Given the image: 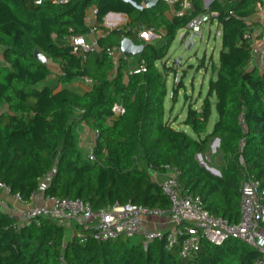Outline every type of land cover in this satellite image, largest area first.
<instances>
[{"label": "trees", "instance_id": "1", "mask_svg": "<svg viewBox=\"0 0 264 264\" xmlns=\"http://www.w3.org/2000/svg\"><path fill=\"white\" fill-rule=\"evenodd\" d=\"M262 1L209 4L208 9L218 13L221 48L213 66L215 79L209 80L200 107H189L183 120L193 138L164 117V74L169 69L162 71L156 63L167 55L177 32L193 16L208 11L203 0H190V12L182 11V0H157L142 9L123 0H0V181L10 187L8 196L19 194L27 200L41 187L45 196L79 197L93 209L131 202L165 210L169 199L150 173L163 174L169 165L179 170V185L200 196L210 213L237 222L244 177L252 175L264 187V69L248 65L255 40L252 18ZM92 7L100 49L82 59L68 37L88 33L85 17ZM109 12L125 15V23L105 27L103 18ZM141 25L152 28L163 43L138 39ZM124 36L145 45L137 55L145 71L129 72L127 57L115 63L107 54L106 48L119 47ZM34 50L59 65L53 85L38 86L51 68ZM82 75L93 80L89 90L78 93L67 87ZM180 86L173 85V101ZM212 99L218 116L205 134ZM116 102L124 113L112 118ZM81 125L98 130L92 160L79 146ZM213 136L219 137L224 158L219 175L196 159ZM67 230L47 217L21 223L0 208V264H259L262 258L260 251L237 238L221 245L202 240L198 250L182 257L178 245L166 247L165 238L144 249L140 240H81Z\"/></svg>", "mask_w": 264, "mask_h": 264}, {"label": "built area", "instance_id": "2", "mask_svg": "<svg viewBox=\"0 0 264 264\" xmlns=\"http://www.w3.org/2000/svg\"><path fill=\"white\" fill-rule=\"evenodd\" d=\"M42 0H35L40 3ZM53 3H64L67 0H50ZM177 1V0H176ZM207 9L212 0H206ZM184 12H190L192 5L190 0H182ZM112 14V15H111ZM103 18V25L107 28H116L125 23L117 13H111ZM216 11L208 9L205 13L193 16L182 30L188 37L201 31L202 24L217 16ZM110 16V17H109ZM255 16L264 19V0L258 6ZM88 33L70 35L68 40L72 51L85 59L86 53L99 50L98 22L96 21V9L92 7L85 17ZM120 22V24H119ZM181 30V29H180ZM155 34L152 28L140 26L137 32L138 39L148 40L149 35ZM254 37V36H253ZM255 42V40H254ZM115 63L120 57H125L119 47L106 48ZM249 67L258 66L264 69V51L253 52L248 63ZM144 60H139L129 72L145 71ZM91 86L92 78L82 75L78 78ZM113 116L117 118L124 113L121 103H114ZM84 144L89 159H94L95 139L97 129L85 128ZM241 161L242 158L240 157ZM164 180L159 181V172L151 170L154 181L160 183L161 190L168 197L170 205L168 209L150 207L143 204L125 203L106 205L100 209H93L91 205L79 197L64 198L57 196H45L42 188L31 191L25 200L19 194H11L13 200L25 207H11L2 197L1 193L9 195L10 187L0 181V208L5 209L19 217L21 223H28L36 217H47L59 221L70 234L76 233L81 240L91 237L97 241H105L119 237L131 238L139 236L144 249L150 242L165 238L166 247L179 246L182 257H188L199 249L202 240L214 245H221L230 238L240 239L256 248L262 253V258L257 261L264 264V187L261 181L252 175H247L240 185V218L237 222H229L222 216L210 213L204 206L200 196L193 195L183 189L178 183L179 170L169 165L165 166ZM219 175V171L217 173ZM73 222L74 226L69 223ZM78 229V230H77ZM65 243L62 244L64 246Z\"/></svg>", "mask_w": 264, "mask_h": 264}, {"label": "rangeland", "instance_id": "3", "mask_svg": "<svg viewBox=\"0 0 264 264\" xmlns=\"http://www.w3.org/2000/svg\"><path fill=\"white\" fill-rule=\"evenodd\" d=\"M174 3L176 0H168ZM204 6L207 5L206 0H203ZM120 24V22H119ZM220 27L217 24L216 18L204 22L199 33L193 34L192 43L185 48L184 44L188 41L189 36L184 35L183 39H179L180 33L185 30H179L175 39L170 45L167 55L158 60L156 65L160 70L169 69L164 75L167 80V95L164 101V117L171 126L178 130H183L191 137L196 138L192 129L183 123L189 107L198 109L205 97L210 79H215L216 73L213 72V66L218 61L219 50L221 48V36L218 34ZM191 34V33H190ZM259 37H261L259 35ZM152 43L159 46L163 40L156 36ZM2 48L0 47V52ZM130 66L128 70L133 68L137 62V55L130 54L127 56ZM58 68L52 66L50 76L38 86L44 84L53 85L56 82ZM74 80L73 82H75ZM73 82L67 85L68 88L79 90L73 85ZM174 84H181L178 90L176 101L171 98L172 88ZM80 91V90H79ZM217 111L215 108V99H212L211 115L207 124L206 133L211 132L214 122L217 120ZM83 125L78 128L79 146L86 152V147L83 140L85 131ZM204 134V135H205ZM203 136V135H202ZM196 159L202 165L217 169L224 161L222 151L220 149V139L217 136L210 138L209 142L200 152L196 154ZM150 171V170H149ZM74 226V223H69ZM71 233V231H70ZM69 235V230H67ZM71 235V234H70ZM139 240V236L135 235L130 238V243H135Z\"/></svg>", "mask_w": 264, "mask_h": 264}, {"label": "crops", "instance_id": "4", "mask_svg": "<svg viewBox=\"0 0 264 264\" xmlns=\"http://www.w3.org/2000/svg\"><path fill=\"white\" fill-rule=\"evenodd\" d=\"M119 16H120V18L122 19V20H125L126 21V16L125 15H123V14H120V13H117ZM252 20L254 21V25H253V27H254V29H253V36H254V39H255V42H254V48H253V52H257L258 53V51H264V20L262 19V18H260L259 16H254L253 18H252ZM262 35L261 37H259V35ZM156 36H158L157 34H153V35H149L148 36V40L147 41H150V42H152V40L156 37ZM3 59H2V54H1V52H0V62L2 61ZM47 64L49 65V67L51 68V72H52V66L53 67H57L58 68V70H57V73L59 74L60 72H61V70H60V67H59V65L56 63V62H53L52 60H49V59H47ZM73 85L74 86H76L79 90H75V89H72L73 91H75V92H78V93H83V92H85V91H87V90H89L90 89V86L89 85H87L86 83H84L83 81H81V80H79V79H77L75 82H73ZM61 87V85H57V88H60ZM71 89V88H70ZM164 174H162V173H159L158 174V179H159V181H162V180H164ZM45 184H47V182L45 181V182H43V185H45ZM1 197L11 206V207H18V208H20V207H25V205L23 206V205H20V204H18V203H16L14 200H13V198L12 197H10V196H8V195H6V194H4V193H1Z\"/></svg>", "mask_w": 264, "mask_h": 264}, {"label": "water", "instance_id": "5", "mask_svg": "<svg viewBox=\"0 0 264 264\" xmlns=\"http://www.w3.org/2000/svg\"><path fill=\"white\" fill-rule=\"evenodd\" d=\"M123 1L131 3L133 6H135L138 9H142L144 7H152L153 5H155L157 0H144L143 3H138L135 0H123ZM110 14H111V12H109L107 15H110ZM218 34H220V31L218 32ZM184 35H185V33H180L179 39L182 40ZM192 38H193V34H190L188 41L185 42V44H184L185 48H188V44L192 43ZM144 47H145L144 44H137L128 36H124L121 39L120 45H119V49L125 57H127L130 54L139 55L144 50ZM34 56L42 62L47 61L46 56L42 52H40L39 50H34ZM204 166L211 173H213V174L218 173L217 169H215L213 167H211V168L207 167L206 165H204Z\"/></svg>", "mask_w": 264, "mask_h": 264}, {"label": "bare ground", "instance_id": "6", "mask_svg": "<svg viewBox=\"0 0 264 264\" xmlns=\"http://www.w3.org/2000/svg\"><path fill=\"white\" fill-rule=\"evenodd\" d=\"M112 15V14H111ZM110 17V16H109Z\"/></svg>", "mask_w": 264, "mask_h": 264}]
</instances>
